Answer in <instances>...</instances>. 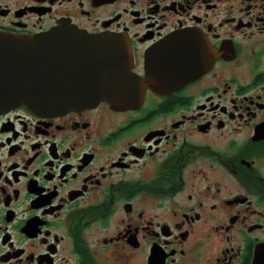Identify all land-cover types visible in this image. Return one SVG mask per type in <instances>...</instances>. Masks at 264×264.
Returning a JSON list of instances; mask_svg holds the SVG:
<instances>
[{"label":"flooded vegetation","instance_id":"1","mask_svg":"<svg viewBox=\"0 0 264 264\" xmlns=\"http://www.w3.org/2000/svg\"><path fill=\"white\" fill-rule=\"evenodd\" d=\"M125 39L136 105L0 114V264H264V0H0V32Z\"/></svg>","mask_w":264,"mask_h":264},{"label":"water","instance_id":"2","mask_svg":"<svg viewBox=\"0 0 264 264\" xmlns=\"http://www.w3.org/2000/svg\"><path fill=\"white\" fill-rule=\"evenodd\" d=\"M129 50L123 38L71 25L34 36L0 32V114L20 106L38 114L134 106Z\"/></svg>","mask_w":264,"mask_h":264}]
</instances>
